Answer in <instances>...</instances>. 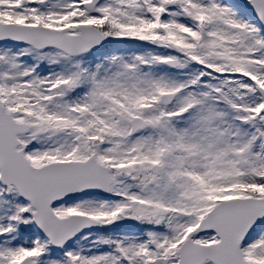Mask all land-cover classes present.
<instances>
[{
  "label": "snow or ice",
  "instance_id": "6c2138e0",
  "mask_svg": "<svg viewBox=\"0 0 264 264\" xmlns=\"http://www.w3.org/2000/svg\"><path fill=\"white\" fill-rule=\"evenodd\" d=\"M0 264H264V0H0Z\"/></svg>",
  "mask_w": 264,
  "mask_h": 264
}]
</instances>
